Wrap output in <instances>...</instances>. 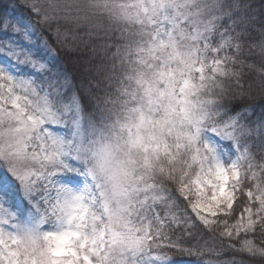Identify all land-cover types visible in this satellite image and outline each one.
<instances>
[{"label": "snow or ice", "instance_id": "obj_1", "mask_svg": "<svg viewBox=\"0 0 264 264\" xmlns=\"http://www.w3.org/2000/svg\"><path fill=\"white\" fill-rule=\"evenodd\" d=\"M20 7L0 6V264H264V0Z\"/></svg>", "mask_w": 264, "mask_h": 264}, {"label": "trees", "instance_id": "obj_2", "mask_svg": "<svg viewBox=\"0 0 264 264\" xmlns=\"http://www.w3.org/2000/svg\"><path fill=\"white\" fill-rule=\"evenodd\" d=\"M22 3L23 0H0V6H6L9 12H12L14 10L17 14H20L21 12L24 11V9L20 7ZM73 40H74L73 35L69 33L68 35L69 44H72ZM76 55H80V53H76ZM48 60L53 66H59L61 68L67 67L69 71L72 70L71 63H69L68 58L64 57L63 54H61V57L59 59L56 57L49 56ZM248 103L255 107V114L260 115L261 105L264 104V100L253 97L252 99L248 100ZM176 259L178 264H193V261L188 257H176Z\"/></svg>", "mask_w": 264, "mask_h": 264}]
</instances>
